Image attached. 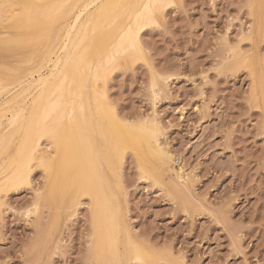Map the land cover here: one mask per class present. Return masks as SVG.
<instances>
[{"label": "rangeland", "instance_id": "rangeland-1", "mask_svg": "<svg viewBox=\"0 0 264 264\" xmlns=\"http://www.w3.org/2000/svg\"><path fill=\"white\" fill-rule=\"evenodd\" d=\"M77 1L0 0V199L5 201L0 200V264H94L91 197L82 194L90 186L81 189L80 205L68 210L71 217L63 216L57 241L47 244L46 240L55 206L50 204L47 190V160L37 156L41 147L56 150L58 133L51 127L65 111L78 115L71 126L80 123L81 132L84 112L93 111L114 112L127 126L158 125L161 148L172 155L165 164L162 157L156 156V161L144 150L139 164L123 142L117 149L112 143L117 172L103 180L93 174L98 185L105 179L111 183L104 190L109 187V195L99 192L103 198L100 206H110L112 200L116 209L120 204V262L264 264V0H149L153 13L141 18L138 51L118 45L122 28L134 23L130 19L134 6L146 0H134L124 8L122 3L113 8L110 0H101L82 15L78 53L69 60L63 79L49 84L46 94L36 99L39 90H23L27 85L20 81L37 79L51 70L44 52L56 45L54 40L62 39L65 26L83 2ZM121 6L123 19L102 30L100 25L107 17L115 19ZM95 44L97 48H93ZM30 63L40 66L35 69ZM28 65L34 69L26 70ZM50 89L55 90L48 95ZM88 90L91 92L86 93ZM47 96L61 105L49 111ZM20 111L23 116L10 123ZM62 122L66 124V119ZM86 143L80 136L70 137L65 145L81 151ZM144 161L153 163L155 169L158 166L155 177L163 170L161 179L156 177L161 181L142 172L147 166ZM72 176L63 174V178L69 177L64 181L65 193L74 189ZM128 242L132 249L136 247L133 251L139 258H132Z\"/></svg>", "mask_w": 264, "mask_h": 264}, {"label": "bare ground", "instance_id": "bare-ground-1", "mask_svg": "<svg viewBox=\"0 0 264 264\" xmlns=\"http://www.w3.org/2000/svg\"><path fill=\"white\" fill-rule=\"evenodd\" d=\"M79 1V0H78ZM77 1V3H78ZM83 1L80 5V8H79V12H76V15L75 17L72 19V22H70L68 25H66L65 27V30H64V34L61 35L62 36V39L59 41L58 39L57 40H54V41H57L56 45H52L51 44V47L48 48V50H45L44 54L49 56L48 57V60H47V64L48 66L50 67L51 70L50 73L49 71L47 72V75L46 74H43V75H39V77L37 79H32V80H27L28 82L24 81L22 78L21 80L23 81H20V84L21 85H24L26 84L27 87L23 90H29L31 88H34L33 91L37 88V90L40 91V89H42L40 92L38 91L37 95H36V99L39 98L40 96H43L44 94H46L47 90L56 82V79H60L62 80L63 79V76L65 75V70L68 66V62L69 60H72L73 56L74 55H77V51H78V47L79 45H77V42H79V40L77 41V35H79V32L82 30V15L85 14L84 12L90 7V6H93L97 3H99L101 0H81ZM80 1V2H81ZM103 1V0H102ZM111 1V4L113 5V8L115 6V8H117V6L119 7L120 3H122V5L124 4L123 8L125 6H129L131 5L133 2H135L134 0H125L124 3L122 2V0H110ZM143 1V0H142ZM22 2V1H21ZM27 2V1H25ZM45 2V1H44ZM31 3V1H30ZM28 3V4H30ZM102 3V2H101ZM139 3V2H138ZM150 3L151 1L149 0H146L141 6H138V4L136 6H134L133 8V12L130 13V19L131 21H133V25L130 27V28H122L124 34L122 35L120 41H119V47L122 48V49H125L126 47L128 48L129 46L132 47L134 50L138 51L139 50V42L137 40V34H138V29L142 26H140L142 23H141V18L142 17H146V16H150L153 11L150 7ZM26 4V3H25ZM111 4H110V9H111ZM20 5V4H19ZM31 5V4H30ZM76 5V4H75ZM102 5V4H101ZM96 6V5H95ZM100 6V5H99ZM133 6V5H132ZM22 7V6H21ZM20 7V9H21ZM98 7V6H97ZM104 8V7H103ZM122 8V6H121ZM123 8L121 9V11H118V16L113 19L112 18H108L103 22L100 21V23H103L100 25V28L103 30H105L107 28L108 25L112 24L114 21H118L119 19H123V15H124V10ZM127 8V7H126ZM126 8H125V11H126ZM153 8V7H152ZM76 9L78 8H75V11ZM93 9V8H92ZM108 9V7H107ZM24 10V9H23ZM94 10V9H93ZM119 10V8H118ZM123 10V11H122ZM130 10V8H129ZM100 11V10H99ZM102 11V10H101ZM71 12V11H70ZM104 12V11H103ZM129 12V11H128ZM88 12H86V15H87ZM98 13V12H97ZM106 13V11H105ZM90 14V13H89ZM128 14V13H126ZM73 15V14H72ZM102 15V14H101ZM85 16V15H84ZM83 16V18H84ZM110 16V15H109ZM116 16V15H114ZM99 17V15H98ZM105 17V16H104ZM22 18V16H21ZM63 19V18H62ZM99 19V18H98ZM158 19V18H157ZM16 20V19H15ZM85 20V18H84ZM70 21V20H69ZM86 21V20H85ZM126 21V20H124ZM130 21V22H131ZM15 22V21H14ZM13 22V24H14ZM123 22V20H122ZM128 23V22H127ZM38 24V23H37ZM41 24V23H40ZM44 24V23H43ZM91 24V23H90ZM95 24V23H94ZM31 25V24H30ZM48 25V24H47ZM51 24L49 23V26ZM99 26V24H97ZM116 25V23H115ZM126 25V24H125ZM45 26V25H43ZM92 26V24H91ZM96 26V24H95ZM113 26V25H112ZM111 26V27H112ZM120 26V25H118ZM117 26V27H118ZM42 27V26H41ZM51 27V26H50ZM114 27V26H113ZM19 28V27H18ZM38 28V27H37ZM44 28H49L47 26H45ZM44 28H42V34H43V30ZM52 28H53V25H52ZM91 28V27H90ZM95 29V27H93ZM99 28V27H97ZM99 28V29H100ZM115 28V27H114ZM93 29V30H94ZM118 29V28H117ZM120 29V28H119ZM46 30V29H45ZM48 30V29H47ZM51 30V29H50ZM49 30V31H50ZM92 30V28H91ZM101 30V31H102ZM54 31V30H53ZM52 31V32H53ZM63 31V30H62ZM90 31V30H88ZM110 31V29H109ZM48 33V32H47ZM114 33V32H112ZM117 33V32H115ZM91 33H89L90 35ZM37 35V34H36ZM46 35V33H45ZM88 35V36H89ZM101 35V34H100ZM114 35V34H113ZM112 35V37H114ZM38 36V35H37ZM39 36L41 37V34H39ZM49 36V35H48ZM47 36V37H48ZM87 36V37H88ZM107 36V35H106ZM108 36H110L108 34ZM116 37L118 35H115ZM35 37V36H34ZM46 37V38H47ZM45 38V37H44ZM99 38V37H98ZM103 38V37H102ZM101 38V39H102ZM38 39V38H37ZM87 39V38H85ZM84 39V40H85ZM92 39V38H91ZM95 39V38H94ZM29 40V39H28ZM93 40V39H92ZM90 40V41H92ZM100 40V38L98 39ZM137 40V41H136ZM53 41V42H54ZM101 41V40H100ZM105 41V40H104ZM84 41H82L83 43ZM88 42V41H87ZM97 42V41H96ZM99 42V41H98ZM81 43V44H82ZM80 44V45H81ZM90 44V43H89ZM88 44L86 43V46ZM94 45V44H93ZM115 45V44H114ZM53 46V47H52ZM90 46V45H89ZM99 46V44H98ZM96 47V44L93 48ZM97 48V47H96ZM80 50V48H79ZM87 51H89L87 49ZM85 53L88 54L89 52ZM83 53V54H84ZM43 54V53H42ZM52 54H54L55 58H53ZM126 54V53H125ZM45 55L43 57H45ZM89 55V54H88ZM101 55V53H100ZM84 56V55H83ZM87 56V55H86ZM93 56V55H92ZM94 57V56H93ZM84 58V57H83ZM91 58V57H89ZM95 58V57H94ZM31 59V58H30ZM29 59V60H30ZM33 59V58H32ZM35 59L34 58V62H35ZM74 59V58H73ZM129 59V58H128ZM39 61V60H36V62ZM77 61V60H76ZM100 61V60H99ZM93 62V61H92ZM31 64V63H30ZM37 64V63H36ZM73 64V63H72ZM75 64V63H74ZM77 64V63H76ZM95 64V63H94ZM92 63V65H94ZM32 65V64H31ZM40 66V63L38 64ZM37 65V66H38ZM33 66V65H32ZM35 65V69L37 67ZM75 66V65H74ZM28 70V68L30 69L29 65L26 66ZM32 67V69L30 70H33L34 68ZM73 67V66H72ZM25 70V72H26ZM81 70H83V68H81ZM35 71V70H34ZM32 71V72H34ZM40 71V70H39ZM67 71V70H66ZM75 71V70H74ZM76 72V71H75ZM74 72V73H75ZM30 74V72H28ZM36 73V71L34 72ZM33 73V74H34ZM49 73V74H48ZM83 73V72H82ZM92 73V72H91ZM27 74V73H26ZM32 74V75H33ZM37 74V73H36ZM94 74V73H93ZM14 75V79H17L18 78V74H13ZM31 75V74H30ZM31 75V76H32ZM75 75V74H74ZM79 75V74H78ZM26 76V75H25ZM89 76V75H88ZM24 77V75H23ZM67 77V76H66ZM83 77V75H82ZM25 78V77H24ZM27 78V77H26ZM69 78V77H68ZM67 78V79H68ZM86 78V77H85ZM86 80V79H85ZM84 80V81H85ZM92 80V79H90ZM83 81V82H84ZM25 82V83H24ZM67 82V81H66ZM78 82V80H77ZM82 82V81H81ZM87 82V81H86ZM91 82V81H90ZM24 83V84H23ZM2 84V83H1ZM50 84V87H48V89L46 88L48 85ZM85 84V83H84ZM87 84V83H86ZM67 85V84H66ZM74 85V84H73ZM77 85V84H76ZM81 85H83L81 83ZM100 85V84H99ZM92 86V85H91ZM55 87V86H54ZM53 87V88H54ZM84 87V86H83ZM85 87H90L89 84L88 86H85ZM46 88V89H45ZM76 88V86H75ZM100 87H98L99 89ZM73 89V88H72ZM96 88V90H98ZM53 90L55 89H50V93H48V95H50L51 93H53ZM78 90V89H76ZM80 91H84V90H81L79 89ZM95 90V89H94ZM101 90V89H100ZM31 91V92H33ZM105 91V90H104ZM67 92V91H66ZM87 92H91V91H86ZM97 92V91H96ZM34 93V92H33ZM32 93V94H33ZM73 93V92H72ZM71 93V95H72ZM98 93V92H97ZM34 95V94H33ZM76 95V94H75ZM94 95V94H92ZM99 95V93H98ZM82 96V95H81ZM84 96V95H83ZM88 96V94H87ZM91 96V95H90ZM104 96V94L102 95ZM47 105L46 107L48 108L49 111L51 110H55L56 107H59L61 104H60V101L57 100H52L50 99L49 100V96H47ZM69 97V96H68ZM77 97V96H76ZM99 97V96H98ZM45 98V97H44ZM92 98V97H91ZM104 98V97H103ZM106 98V97H105ZM108 98V97H107ZM33 99V98H32ZM31 99V100H32ZM72 99V98H71ZM79 99V98H78ZM93 99V98H92ZM97 99V98H95ZM109 99V98H108ZM68 100V98H67ZM100 100H101V97H100ZM107 100V99H106ZM30 101V100H29ZM66 101V100H65ZM70 101V100H69ZM75 101V99H74ZM86 101V100H85ZM89 101V99L86 101V103ZM91 101V100H90ZM97 101V100H96ZM71 102V101H70ZM92 102V101H91ZM98 102V101H97ZM77 103V102H76ZM21 104V103H20ZM68 104V103H67ZM85 104V103H84ZM95 104V103H94ZM93 104V105H94ZM100 104V102H99ZM106 104V103H105ZM35 105V103H34ZM97 105V103H96ZM94 105V106H96ZM109 105V104H108ZM70 106V105H69ZM82 106V105H81ZM92 106V105H91ZM106 107L107 104L105 105ZM88 109H89V104H88ZM18 108V107H17ZM67 109V108H66ZM107 109V108H106ZM70 110V109H69ZM82 110V109H81ZM90 110V109H89ZM96 110H97V107H96ZM110 110V109H109ZM23 112V111H22ZM22 112H17L13 118H10L9 121L10 123H16L15 120H19V117H21L22 115ZM29 112V111H28ZM27 112V113H28ZM90 112V111H89ZM88 112V113H89ZM26 113V114H27ZM74 113V112H73ZM71 111H65V112H61L57 115V117L55 118L54 120V123H53V126L51 127V130L53 132H57L58 133V136H57V142H56V146L57 148H55L56 150L55 151H52V150H44L40 149V151L38 150L37 146L34 147V149L38 150L39 153L37 157H39L41 160H47V164H45V170L48 172V177H47V180H48V194H49V197H50V204H54V215L53 217H51L52 221H51V224H50V227L49 229L47 230L48 232H46V240L47 241V244L51 242L54 243V240L57 238V236L60 234L59 232V227H60V223H61V220L63 221V216H70V214L68 215V210L70 208H73L77 206V204L79 203V201H82V198L81 200H79V198L82 196V194H89L90 197H91V206H90V218H91V222H92V235H91V249L93 251V253L91 252V257H92V261L94 262V264H121L123 261L120 262V256L119 255V247H120V243L122 242L121 241V230L120 229V209L119 211L117 210L119 207H120V204H119V207L116 209V204L115 205H111L112 204V201L110 204V206L107 204L108 200H105L107 203L108 206H103L104 203H101L103 207L100 206V202L103 201V198L102 196H100V191L104 192L106 194V192L109 190V187L111 186V183H109L108 181H106V179L104 180L105 183H102L101 184H97L95 183V176L93 174H98L102 180L104 179V176L105 175H108L109 173H116L117 172V169L115 167V163L113 161V155L111 153V144L113 143L115 146V148L117 149L118 148V145L119 143L123 142V146L125 149H130V151H133L137 157V161H139L141 164L142 160L144 159V154L143 156H141V153L144 152V150L146 151H149L150 153H148V156L151 154L152 156H155V159L157 157H162L164 160H165V164L166 163V160L170 159L169 161H171L172 159V155L169 156L166 151L164 150V148H161V145H160V142H159V127L158 125L156 126L154 124V126H152L151 124L149 125V127H153V128H143V127H139L138 125H133V126H127L123 123V121L118 117L117 114H115L114 112L106 115L105 112L102 113V112H91L89 114H83V121H84V131H80L79 129V122L77 120V123L79 124H76V127L75 128H72L71 125H75L73 123H71L72 121H75L74 118L77 119V114H73ZM76 113V112H75ZM87 113V112H86ZM108 113V111H107ZM25 114V115H26ZM23 116V115H22ZM25 118V117H24ZM65 118L66 119V124H64V122H62V119ZM79 118H80V115H79ZM78 118V119H79ZM68 119V121H67ZM2 119H0V125H2ZM25 122V121H24ZM141 123V122H139ZM28 124V123H27ZM14 126V125H13ZM20 126V124H19ZM23 126V124H22ZM13 128V127H11ZM161 130V129H160ZM1 131V130H0ZM22 131H24V129L22 128ZM3 132V131H2ZM17 132V131H16ZM5 133V132H3ZM34 133V132H33ZM162 133V132H161ZM160 133V135H162ZM21 134V132H20ZM1 135V134H0ZM19 135V134H18ZM25 135V134H24ZM23 135V136H24ZM80 136H83L85 139H87V147L85 148V150H77L75 149L77 146L79 145H76L75 144V150H72L70 148H68V146L66 147V143H67V139H69L70 137H74V138H79ZM3 137V136H2ZM20 137V136H19ZM20 139V138H19ZM37 139V138H36ZM5 140V139H4ZM77 143H78V140H76ZM7 142V141H6ZM81 142V141H80ZM156 143L157 146H154L153 143ZM41 143V142H40ZM82 143V142H81ZM13 144V143H12ZM20 144V142H19ZM18 144V145H19ZM54 144V143H53ZM70 144V143H69ZM3 145V144H2ZM42 145V144H40ZM17 146V145H16ZM11 147V145H10ZM13 147V146H12ZM71 147V146H70ZM16 148V147H15ZM79 148V147H77ZM11 149V148H10ZM83 149V148H82ZM117 151V150H115ZM18 152V151H17ZM132 152V153H133ZM168 152V151H167ZM9 153V152H8ZM147 153V152H146ZM169 153V152H168ZM14 154V153H13ZM16 154V153H15ZM14 154V155H15ZM170 154V153H169ZM12 156V155H11ZM147 156V154H146ZM157 156V157H156ZM121 155H118L117 159H120L121 160ZM159 157V158H160ZM14 158V157H13ZM34 158V157H33ZM36 158V157H35ZM147 158V157H146ZM152 158V157H151ZM157 158V159H159ZM17 159V157H16ZM15 159V161H16ZM38 159V158H37ZM35 159V160H37ZM153 159V158H152ZM156 159V161H157ZM9 160V159H8ZM7 160V161H8ZM18 160V159H17ZM146 160V159H145ZM161 160V158H160ZM19 161V160H18ZM167 161V162H169ZM35 162V161H34ZM39 162V160L37 161V163ZM42 162V161H41ZM150 162V161H149ZM153 162V161H152ZM155 162V161H154ZM15 163V162H14ZM44 163V162H43ZM156 163V162H155ZM163 163V164H164ZM170 163V162H169ZM16 164V163H15ZM143 164V163H142ZM153 163H148L145 164V161H144V164L143 165H147L145 166L144 168H142V172L145 173L146 176H148V178L150 177H154L155 181H156V177L159 175V172L158 173H155L156 169L154 168L153 165H151ZM162 165V163H160ZM159 164V166H161ZM43 165V164H42ZM40 165V166H42ZM141 165V166H143ZM151 165V166H150ZM4 166V164H3ZM9 167V166H8ZM13 167V165H12ZM44 167V166H43ZM165 167V166H164ZM161 168V167H159ZM166 168V167H165ZM176 168V167H174ZM9 169V168H8ZM31 169V168H30ZM119 169V168H118ZM2 170V169H1ZM165 170V169H164ZM159 171V170H157ZM163 170H161L162 172ZM4 171H2L1 173H3ZM160 172V176H158L159 178L162 176ZM8 173V171H7ZM67 174L68 176H75V180L74 178L72 179V181L74 182V186H73V190L72 191H68L67 190V193L63 192V187L66 186V180L69 179V177H64L63 178V174ZM164 173V172H163ZM46 174V175H47ZM155 174H158L156 175L155 177ZM176 174V172H175ZM1 175V174H0ZM5 176V175H4ZM26 176V175H25ZM72 176V177H73ZM94 176V177H93ZM178 176V175H177ZM2 177V176H1ZM98 177V176H97ZM99 177V178H100ZM106 177V176H105ZM100 178V179H101ZM158 178V179H159ZM180 178V177H179ZM158 179H157V182H158ZM161 179V178H160ZM159 179V180H160ZM176 179V178H175ZM173 179V180H175ZM95 180V181H94ZM177 180V179H176ZM110 181V180H109ZM161 181V180H160ZM159 181V182H160ZM178 181V180H177ZM10 183V182H8ZM29 183V181H28ZM26 183V185L28 184ZM88 183V184H86ZM176 184V182H174ZM178 183V182H177ZM24 184V183H23ZM22 185V183L20 184ZM47 185V184H46ZM85 185H88L87 188L89 187V190H86L84 191L83 193L81 192V189L84 188ZM106 185L109 186L108 187V190L105 192L104 190H106ZM8 187V186H7ZM106 187V188H105ZM46 189V188H45ZM65 189H67V186L65 187ZM69 189V188H68ZM176 189V188H174ZM177 190V189H176ZM174 190V192L176 191ZM7 191V190H6ZM5 191V192H6ZM47 192V191H45ZM44 192V193H45ZM80 192L82 194H80ZM177 192V191H176ZM108 195H109V192H107ZM118 193V192H117ZM178 193V192H177ZM177 193H175L177 195ZM6 194V193H5ZM42 194V193H41ZM104 194V195H105ZM47 195V194H46ZM107 195V196H108ZM116 195V194H115ZM45 196V194H44ZM48 196V195H47ZM106 195L104 196L105 198L107 197ZM178 196V195H177ZM1 197V196H0ZM57 197V198H56ZM84 197V196H83ZM118 197V196H116ZM109 198V196L107 197ZM119 199V197H118ZM117 199V200H118ZM1 200V199H0ZM48 200V199H47ZM115 201V199H114ZM2 204L3 200H1ZM89 202V200H88ZM119 202V201H118ZM82 203V202H81ZM115 203V202H113ZM120 203V202H119ZM5 204V203H4ZM105 204V205H106ZM80 205V203L78 204ZM82 205V204H81ZM88 206V205H87ZM80 207V206H79ZM72 209V210H73ZM53 210V209H52ZM75 210V209H74ZM122 210V209H121ZM70 211V210H69ZM123 211V210H122ZM71 212V211H70ZM77 212V211H76ZM73 214V213H72ZM71 214V215H72ZM122 214V213H121ZM51 215V216H52ZM123 216V215H122ZM124 217V216H123ZM64 218H67V217H64ZM122 218V217H121ZM65 220V219H64ZM124 220V218H123ZM124 222V221H123ZM48 223H50L48 221ZM125 224V223H124ZM123 224V225H124ZM62 225V224H61ZM122 226V225H121ZM125 226V225H124ZM61 228V227H60ZM124 228V227H123ZM128 230V229H127ZM127 230H123L124 232ZM122 231V233H123ZM130 231V230H129ZM45 233V232H43ZM129 233V232H127ZM125 234V233H124ZM133 234V233H132ZM128 235H131V234H128ZM127 235V236H128ZM44 238H45V235H43ZM126 236V235H125ZM134 236V235H133ZM123 238V237H122ZM127 238V237H126ZM128 238H130L128 236ZM125 239V238H124ZM132 239V237H131ZM44 240V239H43ZM129 240V239H128ZM127 240V241H128ZM57 241V240H55ZM126 241V240H125ZM131 241V240H130ZM46 242V241H45ZM57 243V242H56ZM123 243V242H122ZM133 243V241L131 242ZM46 244V243H45ZM44 244V245H45ZM46 244V245H47ZM49 244V245H50ZM129 244V242L127 243ZM144 244V243H143ZM45 245V246H46ZM54 245V244H53ZM55 246V245H54ZM125 246V245H124ZM130 246V247H129ZM129 246H126L128 247V250L129 252H131V255H132V258L135 259V257H140L138 256L136 253H134V249H136V247H133L134 249L131 248V244H129ZM51 247V246H50ZM140 247L142 248V246L140 245ZM143 247H145V245H143ZM148 247V245H147ZM146 247V248H147ZM149 248V247H148ZM45 249V248H44ZM125 249V248H124ZM123 249V251H124ZM121 250V249H120ZM127 250V248H126ZM145 250V249H144ZM151 250V249H150ZM142 251V250H141ZM122 252V251H121ZM145 253H147L146 251H144ZM128 254V252H126ZM142 253V252H141ZM150 253V252H149ZM123 255H124V252H123ZM122 255V256H123ZM130 255V253H129ZM143 255V254H142ZM141 255V256H142ZM146 255V254H145ZM148 255V254H147ZM154 255V254H152ZM130 257V256H129ZM143 257V256H142ZM90 259V258H89ZM123 259V257H122ZM141 259H144V258H141ZM154 259L155 258V255H154ZM130 260V259H129ZM129 260H127L126 262H128ZM147 260V259H146ZM148 260L149 262H152V260L149 258L148 256ZM158 260V259H156ZM125 262V263H126ZM136 262H138L136 260ZM143 262V261H142ZM148 262V261H147ZM158 262V261H156ZM140 263V262H139ZM146 263V262H145ZM92 264V263H91ZM123 264V263H122ZM133 264V263H132ZM152 264V263H151Z\"/></svg>", "mask_w": 264, "mask_h": 264}]
</instances>
